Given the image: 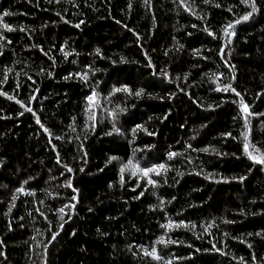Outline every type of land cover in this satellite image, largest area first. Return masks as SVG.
<instances>
[{"label":"trees","instance_id":"trees-1","mask_svg":"<svg viewBox=\"0 0 264 264\" xmlns=\"http://www.w3.org/2000/svg\"><path fill=\"white\" fill-rule=\"evenodd\" d=\"M0 264H264V0H0Z\"/></svg>","mask_w":264,"mask_h":264},{"label":"snow or ice","instance_id":"snow-or-ice-1","mask_svg":"<svg viewBox=\"0 0 264 264\" xmlns=\"http://www.w3.org/2000/svg\"><path fill=\"white\" fill-rule=\"evenodd\" d=\"M245 19H247V17H245ZM137 95H139V93H137ZM247 147V146H246Z\"/></svg>","mask_w":264,"mask_h":264}]
</instances>
